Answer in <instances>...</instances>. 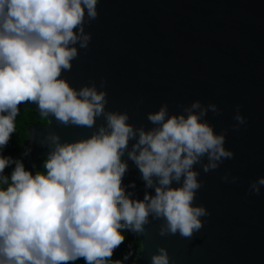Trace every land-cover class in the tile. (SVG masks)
I'll use <instances>...</instances> for the list:
<instances>
[{
	"label": "clouds",
	"instance_id": "clouds-1",
	"mask_svg": "<svg viewBox=\"0 0 264 264\" xmlns=\"http://www.w3.org/2000/svg\"><path fill=\"white\" fill-rule=\"evenodd\" d=\"M97 4L0 0V149L15 132L22 103L37 104L43 115L65 125L91 128L105 115L106 93L95 86L75 90L60 78L78 55L70 45L87 47L91 36L84 33L85 17L97 18ZM209 107L218 111L214 104ZM206 112L199 101L182 114L169 115L164 105L149 113L155 125L150 130L135 129L127 113L109 112L106 127L91 138L61 144L50 135L55 147L44 162L45 174L33 175L16 161L10 182L5 179L7 187L0 188V264H69L80 258L86 264H108L125 240L122 230L143 233L150 215L166 221L161 236L179 232L191 238L202 227L200 217L207 215L193 206L201 187L194 166L207 157L203 170L209 172L233 157L224 147V134L217 135L203 119ZM234 119L245 123L239 114ZM133 139L129 159L146 188L155 191L143 200L130 198L122 187L128 166L121 157ZM10 163L0 158V173ZM260 186L264 178L250 186L252 193L259 194ZM151 264H169L167 250L160 248Z\"/></svg>",
	"mask_w": 264,
	"mask_h": 264
},
{
	"label": "water",
	"instance_id": "water-1",
	"mask_svg": "<svg viewBox=\"0 0 264 264\" xmlns=\"http://www.w3.org/2000/svg\"><path fill=\"white\" fill-rule=\"evenodd\" d=\"M97 12L94 20L85 17L87 47L70 45L78 55L60 78L75 90L95 86L106 93L105 115L91 128L44 115L46 123L28 127L29 157L48 156L55 147L50 135L61 144L91 138L106 127L109 112L127 113L135 129L150 130L149 113L167 105L169 115L182 114L199 101L207 109L203 119L224 134L233 157L209 172L203 170L207 157L194 166L201 187L193 206L207 215L191 238L161 236L166 221L152 215L143 233L129 230L140 238L137 264H151L160 248L169 264H264V186L259 194L250 188L264 178V0H98ZM27 108L41 113L35 103L19 105ZM135 143L121 157L128 166L122 187L143 200L155 191L129 159Z\"/></svg>",
	"mask_w": 264,
	"mask_h": 264
},
{
	"label": "trees",
	"instance_id": "trees-1",
	"mask_svg": "<svg viewBox=\"0 0 264 264\" xmlns=\"http://www.w3.org/2000/svg\"><path fill=\"white\" fill-rule=\"evenodd\" d=\"M46 122V117L35 109L27 108L19 112L15 119V132L11 135L8 144L0 149V158H8L13 161L5 168L3 173H0V188L7 187L5 179L10 182V175L16 161L22 162L25 169L32 172L33 175L36 173L45 174L44 162L47 156H41L37 161L31 160L26 150V140L28 127L31 124ZM122 234L125 236V240L114 250L108 264H114L115 261H120L122 264H137L141 252L140 238L127 229L122 230ZM69 264H86V261L80 258L76 261H70Z\"/></svg>",
	"mask_w": 264,
	"mask_h": 264
}]
</instances>
